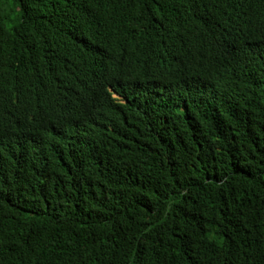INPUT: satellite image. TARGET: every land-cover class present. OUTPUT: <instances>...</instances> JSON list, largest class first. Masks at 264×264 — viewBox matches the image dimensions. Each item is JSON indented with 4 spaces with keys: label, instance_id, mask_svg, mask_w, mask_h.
Instances as JSON below:
<instances>
[{
    "label": "trees",
    "instance_id": "obj_1",
    "mask_svg": "<svg viewBox=\"0 0 264 264\" xmlns=\"http://www.w3.org/2000/svg\"><path fill=\"white\" fill-rule=\"evenodd\" d=\"M0 264H264V0H0Z\"/></svg>",
    "mask_w": 264,
    "mask_h": 264
},
{
    "label": "bare ground",
    "instance_id": "obj_2",
    "mask_svg": "<svg viewBox=\"0 0 264 264\" xmlns=\"http://www.w3.org/2000/svg\"><path fill=\"white\" fill-rule=\"evenodd\" d=\"M182 65H183V64H182ZM132 70H134V68H133Z\"/></svg>",
    "mask_w": 264,
    "mask_h": 264
}]
</instances>
